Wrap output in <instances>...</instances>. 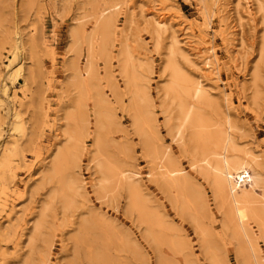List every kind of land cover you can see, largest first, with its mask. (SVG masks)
Segmentation results:
<instances>
[{"label":"rangeland","instance_id":"1","mask_svg":"<svg viewBox=\"0 0 264 264\" xmlns=\"http://www.w3.org/2000/svg\"><path fill=\"white\" fill-rule=\"evenodd\" d=\"M28 2L0 0V191L7 196L5 204H0V264H213L194 221L173 203V193L160 186L155 165L146 158L129 107L132 95L118 64L117 54L125 43L135 66L140 65L137 70L146 77L165 144L204 192L209 207L204 223L214 233L217 251L225 264H241L238 240L223 226L224 214L214 198L211 178L192 166L188 132L174 138L177 111L165 95L170 80L165 61L176 32L178 63L210 92L211 100L205 105L208 114L219 121L230 117L239 148L257 158L253 169L264 188V0H34L31 8ZM154 2L165 10L159 11ZM104 9L112 14L115 25L112 59L100 52L95 55L99 83L113 118L102 131L108 141L106 154L134 175L144 198L149 197L177 228L169 234L187 244L184 254L152 243L138 211L128 206L126 189L107 197L97 194L100 174L92 161L96 128L91 92L86 106L90 122L77 169L84 185L82 195H74L71 208L55 197L53 205L44 209L57 185L56 179H49V171L67 141V114L79 97L70 83L74 72L70 62L79 58L83 65L87 54L84 42L82 56L75 55L71 30L85 25L86 32H91L94 11ZM163 12L170 24L159 36L150 21ZM205 59L215 72L206 68ZM43 210L42 237L37 235L30 242ZM259 245L264 255L261 239Z\"/></svg>","mask_w":264,"mask_h":264},{"label":"bare ground","instance_id":"2","mask_svg":"<svg viewBox=\"0 0 264 264\" xmlns=\"http://www.w3.org/2000/svg\"><path fill=\"white\" fill-rule=\"evenodd\" d=\"M214 1L216 2V0ZM33 2L34 0H29V8L32 7ZM154 3H156L155 7L159 11L165 10L160 3ZM94 12L95 25L91 32H86L85 25L71 30L75 55L78 57L82 56L84 42L87 44V51L85 50L87 54L83 65H81L79 58L73 59L72 64L70 62L71 68L74 71L70 83L78 91L79 97L74 104V109H70L71 111L67 114L66 123L68 122V128L66 127L65 132L67 141L57 151L51 170L49 171V179H56L57 185L53 192H50L51 196L49 198L51 200L47 206L45 205L44 209L48 210L47 208L54 202L53 199L55 197H61L63 206L71 208L69 206L73 205L74 195H82L79 192L82 191L81 189H84V185L77 169L81 166L85 144L84 136L88 132L90 122L86 106L89 100V92H91L92 96L90 97L92 98L91 102L96 128L94 143L96 150L92 156V161L95 163L100 174L95 184L97 194L107 197L121 188L120 191L126 189L129 199L127 200L129 201L128 206L138 211L136 213H139L140 219L143 221V224L145 223L147 237L151 239L152 243L154 241L155 246L157 245L158 247L161 244H166L174 253L184 254L187 244L178 236L169 234V231H177V228L170 225V222L168 223L165 216L152 203L149 197L144 198L145 196L141 194L139 189V182H137L134 175L132 173L129 174L128 171L123 169L124 166L122 167L119 161L112 160L106 154L108 141L104 138L102 131L111 123L113 118L108 111V101L105 92H103L99 83V69L95 61V55L96 52H100L101 55L104 54L108 59H112L111 53L114 45L113 34L115 25L114 18L111 13H108L107 9L100 12L95 10ZM157 16L150 22L153 24L152 26L155 28L157 34L161 36L167 31L170 18L167 15L165 16L164 12L163 14L159 13V16ZM209 18L208 24L212 23V17L209 16ZM186 30L185 33H188V29ZM175 33L173 32L172 35L173 45L168 49L169 56L167 55V63L165 61L166 69L170 73V80L168 79L169 82L168 84L166 82L167 85L164 88L165 95L170 98L172 103L176 104V123L173 126L174 138H183L185 132H188L194 155L192 166H197L199 168L197 169L204 176L211 178L214 198L218 202L219 209L224 214L223 226L238 240L237 253L241 264H264V255L259 245L260 239L264 242V188L263 186L260 187L262 183L258 174L253 169V164L258 163L257 158L251 156L254 154L250 150H247L249 152H246L245 155L243 154L246 149H243V152L239 148L240 146L232 133L234 124L228 115L225 121H223L224 119L219 121L206 111L205 105L210 102L211 94L204 88L200 80L197 81L198 79L194 80V77H190L192 75L187 74L178 63L177 54L180 52V48ZM186 37L192 42L190 36ZM262 38L261 51L264 53V36ZM158 44L160 45V41ZM127 45L129 46V44L125 43L120 46L117 54L118 64L122 76L126 79L125 87L132 95L129 107L133 110V122L136 131H138L140 137L143 139L142 143L146 152V158L155 165L156 173H154L158 176L160 186L165 189L164 191H168L170 194L173 193V203L180 208L179 210L182 213L189 214H187L190 216L188 219L194 221L193 223L197 226V230L202 238L201 246L207 252V257L210 255L211 263L225 264L223 255L221 256L219 251H217L212 229L204 223V218L209 213L204 192L188 176L173 156L170 148L165 144L162 133L163 128L158 123V118L153 109L154 103L152 104V98L149 97L148 93L149 89L147 90V83L145 84L146 77L143 78L138 71L139 69L137 70V68H140V65L139 67L135 66V59L133 60L134 57ZM203 55L200 54V56ZM262 55L264 56V54ZM196 56L198 57L199 55ZM137 63L139 64V61ZM205 64L206 68L215 70V67L209 60H206ZM151 66L153 68V65ZM112 77L114 76L112 75ZM256 77L258 76L256 75ZM112 82L111 84H114ZM166 125L170 127L171 122L167 121ZM49 181L47 180V182ZM6 197V192L0 191V204L2 206L5 204ZM74 200L76 201V199ZM188 216L185 217L187 218ZM40 217V220L34 225L30 242L36 240L35 237L41 233L44 221H46L44 210ZM191 220L189 221L192 223ZM254 227H257L258 233ZM38 237L42 236L39 235Z\"/></svg>","mask_w":264,"mask_h":264}]
</instances>
